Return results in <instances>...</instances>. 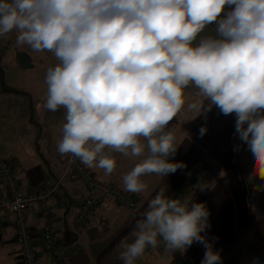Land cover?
<instances>
[{
	"label": "clouds",
	"instance_id": "clouds-1",
	"mask_svg": "<svg viewBox=\"0 0 264 264\" xmlns=\"http://www.w3.org/2000/svg\"><path fill=\"white\" fill-rule=\"evenodd\" d=\"M213 24L215 34H204ZM13 31L17 46L59 61L46 71L44 107L65 110L60 154L104 176L116 170L112 153L137 158L122 187L144 193L142 177L184 167L170 160L178 147L170 122L185 108L196 118L215 106L235 114L252 175L264 181L255 166L264 168V0H0V38ZM190 86L197 99L187 102ZM167 190L150 199L134 239L120 242L123 264L161 241L172 253L199 243L201 264H221L202 235L210 227L206 205Z\"/></svg>",
	"mask_w": 264,
	"mask_h": 264
},
{
	"label": "crops",
	"instance_id": "crops-1",
	"mask_svg": "<svg viewBox=\"0 0 264 264\" xmlns=\"http://www.w3.org/2000/svg\"><path fill=\"white\" fill-rule=\"evenodd\" d=\"M214 27V24L208 26L204 34L214 35ZM16 36L17 33L13 31L0 38V46L21 51L19 55H24V62L27 64L24 68L35 66L33 57L25 53L27 51L24 48H18ZM52 56L54 54L47 51L44 58L48 60L42 61L40 67H55L59 61L55 60V56L52 59ZM0 67L3 71L2 61ZM3 85L17 92L6 91ZM42 91V86L19 88L16 84L0 82V159H5L12 165L16 178L27 192L49 187L64 177L58 196L50 198L49 204L54 211L62 242L73 247L70 257L72 264H123L119 258L121 249L118 246L122 240L131 242L134 239L131 233L136 222L142 219L150 199L162 187L168 188L166 195L171 197L204 156H209L207 163L215 164L220 175L216 174L213 182L211 178L204 185L198 184L192 191L195 201L204 203L210 213V227L202 235L207 236L222 255L221 264H241L237 252L240 251V243L248 240V233L238 241L235 240L238 233L250 223V197L255 196L253 189L258 188L259 184L255 178L245 181L241 164L236 160L235 114L223 115L213 106L210 111L195 118L196 114L185 108L179 118H174L169 124L178 145L170 160L182 163L184 167L166 177H142L149 185L144 193H131L122 187V175L139 162L137 158L112 153L117 167L111 176H104L100 169L89 168L101 182L114 183L131 195L135 207L121 206L113 199L106 198L84 225L77 226L75 218L81 201L88 193L77 172L64 176L70 154H60L57 142L62 137L65 110L61 108L52 112L45 109V92ZM186 97L187 102H190L193 94L186 90ZM202 128L207 129L203 134ZM201 187H204L203 191ZM7 197L8 188L0 180V202ZM2 214L8 213L0 210V215ZM26 214L39 264H55L56 259L45 249L42 238L43 221L38 203L30 205ZM9 216L10 222L0 236V264H21L13 223L15 215ZM227 250L229 251L224 254ZM204 253L205 248L199 243H194L183 253H172L166 251L161 241L156 248L148 247L136 264H201Z\"/></svg>",
	"mask_w": 264,
	"mask_h": 264
},
{
	"label": "built area",
	"instance_id": "built-area-1",
	"mask_svg": "<svg viewBox=\"0 0 264 264\" xmlns=\"http://www.w3.org/2000/svg\"><path fill=\"white\" fill-rule=\"evenodd\" d=\"M74 171L80 175L88 193L80 203L75 225H84L89 220L91 213L99 208L106 198L113 199L121 206L135 207V201L131 195L114 183L101 182L78 158L70 154L64 176ZM63 178H59L49 187L27 192L16 178L12 165L7 160L0 159V180L8 188V197L0 202V210H5L8 213L0 215V236L10 222L9 215H15L13 223L16 242L20 248L21 264H39L38 253L30 233L26 214L27 209L33 203L39 205V214L43 221L42 238L45 249L55 255L57 259L55 264H72L70 257L73 247L62 242L54 211L49 204L50 198L58 196L63 185Z\"/></svg>",
	"mask_w": 264,
	"mask_h": 264
},
{
	"label": "rangeland",
	"instance_id": "rangeland-1",
	"mask_svg": "<svg viewBox=\"0 0 264 264\" xmlns=\"http://www.w3.org/2000/svg\"><path fill=\"white\" fill-rule=\"evenodd\" d=\"M18 48H20L21 50H23L22 48H24V50L27 51L25 53H28L31 57H33V59L35 60V66L24 68L20 63L19 54H21V51H18V49L16 48L10 47L9 49H6L0 46V61H2L3 66V72L0 73V82L7 83L8 85L16 84L19 88H24L25 86H33L38 88L39 86H42V92L46 93L47 86L44 81L47 69L40 67V63H42V61H44L45 59L48 60L47 58H44L47 51L35 52L27 45L19 46ZM51 58L54 59V56H52ZM186 90L193 94V98L190 100V102L197 99V89L194 86H190ZM38 93L40 94V92ZM43 97L44 99L46 98L45 96ZM234 148V151L236 153V160L239 162V164H241L245 181L249 182L251 178H255L257 179L259 185L264 184V181H261L259 177L252 175V163L254 162L252 154L249 150V146L247 143L242 142L239 139V135L236 133ZM207 165H209V168H206V174L198 183L199 185H204L211 178L213 182L216 178V174L220 175V172L216 168L215 164L208 163ZM255 166L257 171L261 175H264L262 162H256ZM196 187L197 185L194 186L193 189ZM253 193H255V196L250 197V226L248 225L246 227L248 230L246 229L244 232V234L246 232L248 233V240H246V242L244 240L243 243H240V251L237 252V257L239 258L241 264H254V261L257 258L259 264H264V188H255V190L253 189ZM191 198H193V202H196L193 196H191L190 199Z\"/></svg>",
	"mask_w": 264,
	"mask_h": 264
},
{
	"label": "trees",
	"instance_id": "trees-1",
	"mask_svg": "<svg viewBox=\"0 0 264 264\" xmlns=\"http://www.w3.org/2000/svg\"><path fill=\"white\" fill-rule=\"evenodd\" d=\"M1 72H3V71L0 68V73ZM3 89H5L6 91L17 92L15 89L8 88L6 85H3ZM209 160H210L209 156H204L202 158V161L200 162V164L197 165L194 169H192L188 173V175L185 177V179L183 180L181 185L175 190V192L173 193V195H171V197L181 198L182 200L183 199H190V197L193 196L192 195L193 187L198 185V183L201 181V179L206 174V168H209L208 167L209 165H207L208 164L207 162ZM246 229L247 228L241 230L238 233L235 241H238L242 237V235L244 234ZM228 251L229 250H227L224 254H226ZM52 255L56 259L55 255L54 254H52ZM220 256H222V255H220Z\"/></svg>",
	"mask_w": 264,
	"mask_h": 264
},
{
	"label": "water",
	"instance_id": "water-1",
	"mask_svg": "<svg viewBox=\"0 0 264 264\" xmlns=\"http://www.w3.org/2000/svg\"><path fill=\"white\" fill-rule=\"evenodd\" d=\"M24 55L22 54V55H20V63H21V65L23 66V67H27V64H25V62H24Z\"/></svg>",
	"mask_w": 264,
	"mask_h": 264
}]
</instances>
